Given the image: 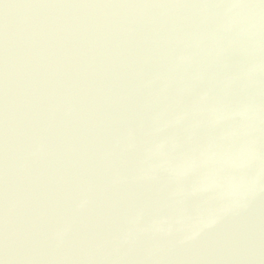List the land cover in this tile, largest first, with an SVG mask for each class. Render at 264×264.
I'll use <instances>...</instances> for the list:
<instances>
[{"label":"water","instance_id":"95a60500","mask_svg":"<svg viewBox=\"0 0 264 264\" xmlns=\"http://www.w3.org/2000/svg\"><path fill=\"white\" fill-rule=\"evenodd\" d=\"M0 264H264V0H0Z\"/></svg>","mask_w":264,"mask_h":264}]
</instances>
